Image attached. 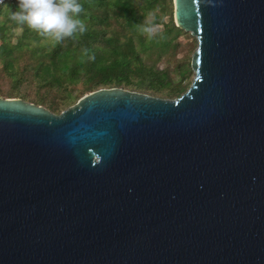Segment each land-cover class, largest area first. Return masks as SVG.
Returning <instances> with one entry per match:
<instances>
[{
  "label": "water",
  "instance_id": "obj_1",
  "mask_svg": "<svg viewBox=\"0 0 264 264\" xmlns=\"http://www.w3.org/2000/svg\"><path fill=\"white\" fill-rule=\"evenodd\" d=\"M174 99L0 96V264H264V0H174Z\"/></svg>",
  "mask_w": 264,
  "mask_h": 264
},
{
  "label": "trees",
  "instance_id": "obj_2",
  "mask_svg": "<svg viewBox=\"0 0 264 264\" xmlns=\"http://www.w3.org/2000/svg\"><path fill=\"white\" fill-rule=\"evenodd\" d=\"M16 3L17 0H4L0 5V60L18 85L27 81L38 92L31 96L18 88L15 96L3 97H21L60 113L86 93L100 88L122 87L174 99L191 85L183 80L175 82L170 69L145 59L156 48L166 49L184 32L174 22L164 23L163 15L158 13L151 22L155 26L164 24V31H157L151 39L139 31L150 12L165 8L166 0H79L80 17L87 30L59 42L12 20L10 13ZM16 27H21L22 33L13 43ZM25 51L31 53L34 62L21 68L16 65L18 52ZM179 69L183 77L190 71L188 65ZM79 84L81 89L76 88ZM42 89L45 93H40ZM55 93L59 98L48 97Z\"/></svg>",
  "mask_w": 264,
  "mask_h": 264
},
{
  "label": "rangeland",
  "instance_id": "obj_3",
  "mask_svg": "<svg viewBox=\"0 0 264 264\" xmlns=\"http://www.w3.org/2000/svg\"><path fill=\"white\" fill-rule=\"evenodd\" d=\"M3 3V2H2ZM1 3V4H2ZM0 4V5H1ZM4 7V6H3ZM163 15L164 23L172 24L174 22V0H166L165 8L161 7L150 12L148 19L152 20L154 15L156 14ZM164 24H160L156 26V31H164ZM14 34L12 37L13 43L16 42L17 37L22 33L21 27H16L14 29ZM1 43V41H0ZM198 46V40L196 36H194L191 32L185 31L174 38L171 45L166 49L162 50L161 48H156L151 53L145 56L146 61L149 64H155L159 68H168L171 71L172 78H174L175 82H179L183 80L184 83H192L195 77V71L191 67V59L192 55L195 52ZM19 59L16 61V65L23 68V66L28 62H34L32 58H30L31 53L28 51L18 52ZM188 65L190 67V71L187 73L186 77H183L179 73L180 66ZM179 69V70H178ZM83 86L81 84L77 85L76 88L81 89ZM21 89L24 93H27L31 96H35L38 92V88L32 83H28L27 81L18 85L4 70L3 62L0 60V95L2 96H15L14 92L16 89ZM40 93H45V89L40 90ZM87 94V93H86ZM50 99L54 97L59 98V94H51L48 96Z\"/></svg>",
  "mask_w": 264,
  "mask_h": 264
},
{
  "label": "clouds",
  "instance_id": "obj_4",
  "mask_svg": "<svg viewBox=\"0 0 264 264\" xmlns=\"http://www.w3.org/2000/svg\"><path fill=\"white\" fill-rule=\"evenodd\" d=\"M81 12L79 0H17L10 18L19 24H26L41 36L59 42L87 30L85 21L80 17ZM139 31L151 39L156 26L146 18Z\"/></svg>",
  "mask_w": 264,
  "mask_h": 264
},
{
  "label": "built area",
  "instance_id": "obj_5",
  "mask_svg": "<svg viewBox=\"0 0 264 264\" xmlns=\"http://www.w3.org/2000/svg\"><path fill=\"white\" fill-rule=\"evenodd\" d=\"M4 0H0V4L3 2Z\"/></svg>",
  "mask_w": 264,
  "mask_h": 264
}]
</instances>
